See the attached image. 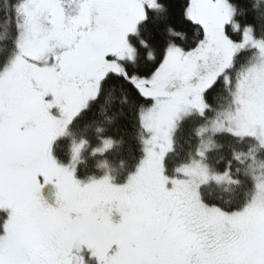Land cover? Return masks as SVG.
<instances>
[{"label":"snow or ice","instance_id":"obj_1","mask_svg":"<svg viewBox=\"0 0 264 264\" xmlns=\"http://www.w3.org/2000/svg\"><path fill=\"white\" fill-rule=\"evenodd\" d=\"M5 7L15 55L0 53V264H264V190L229 211L198 200V189L164 168L180 114H205V93L221 83L230 89L229 73L251 52L261 63L237 74L233 119L243 132L264 128V33L240 23L253 12L264 20L258 0H185L178 15L173 0H6ZM173 29L192 39L171 43ZM149 43L157 54L141 64ZM117 92L121 103L139 101L143 158L124 184L108 175L82 184L73 169L85 141L68 166L53 158V141L102 94L114 105ZM102 144L93 152H106L112 140ZM199 175L208 180L206 169ZM49 183L55 207L39 195Z\"/></svg>","mask_w":264,"mask_h":264},{"label":"trees","instance_id":"obj_2","mask_svg":"<svg viewBox=\"0 0 264 264\" xmlns=\"http://www.w3.org/2000/svg\"><path fill=\"white\" fill-rule=\"evenodd\" d=\"M15 0H8L10 6ZM257 0H253L256 3ZM185 0H173V10L178 15ZM264 11V3L259 2ZM6 0H0V53H7L11 58L15 51L8 42L6 18L11 17L10 8H6ZM7 12V16H6ZM257 14L250 13L246 18H241L240 23L252 24L257 35L264 33V20L254 18ZM171 43L186 44L192 39L191 34L186 35L178 29H173ZM147 36V34H145ZM234 39H239L236 35ZM154 46L149 43L139 53L140 63L152 59L156 55ZM257 60L256 52H251L249 59L237 60L236 67L229 75L232 77L230 89L217 86L215 93H205V100L209 104L208 110L203 115H188L177 125L173 133V147L166 154L164 160L165 175L178 178L177 168L188 166L191 163L202 161L210 174L228 172L229 183L209 182L199 187V199L208 206H219L226 210H234L253 198L255 186L254 178L264 175V149L253 137H235L226 133L204 135L203 140L209 143L210 148L203 152L202 157L197 155L202 148V138L197 135L198 130L205 128L209 122L222 116L232 107L233 85L236 83L237 74L248 69ZM112 83H116L112 81ZM107 95V86L104 90ZM120 93L117 92V102L111 107L104 104L105 96L101 95L100 101L91 105L90 110H85L79 118L66 128L65 134L54 141L51 152L57 163L67 165L71 159L72 147L85 143L81 147L78 163L75 168V178L78 181L91 180L104 176L103 166L109 171L110 178L115 184H124L129 175L133 174L143 158L140 132L137 128V104L121 103ZM107 110L101 112V106ZM102 129V131L98 130ZM110 138L112 146L102 155L93 152L103 146L102 140ZM240 159H234V155ZM234 181H239L236 183Z\"/></svg>","mask_w":264,"mask_h":264},{"label":"rangeland","instance_id":"obj_3","mask_svg":"<svg viewBox=\"0 0 264 264\" xmlns=\"http://www.w3.org/2000/svg\"><path fill=\"white\" fill-rule=\"evenodd\" d=\"M259 2H262V3H264V0H258ZM256 54H257V60L252 64V65H250L249 67H248V69H250V68H252V67H254V66H256V65H258V64H260L261 63V59H260V53H258V52H256ZM14 55H15V53H14ZM13 55V56H14ZM248 69H246V70H243L241 73H245ZM237 80V79H236ZM232 90L234 91V93H233V98H232V101H233V103H232V107L233 108H231L229 111H227L225 114H223L222 116H219V118H217V119H215L214 121H211V122H209V125L207 126V127H205V128H202V129H204L205 131L202 133V134H198V132H197V135H200L201 136V138H202V148H201V150H200V153H203V152H205L206 150H208V148H210V145H209V143L206 141V139L205 140H203V136L204 135H206V136H210V135H215V134H220V133H226V134H229V129H232L233 131H237V132H239L240 134L237 136V135H233V136H235V137H240V138H242V137H250V138H254V139H256L257 140V142L258 143H260V141L261 140H264V128H256V129H254L253 131H251V132H243V131H241L240 129H238L237 128V124H236V122H235V120L233 119V116H234V114H235V111H236V104H235V97H236V93H237V90H238V85H237V81H236V83L233 85V87H232ZM192 114H194V115H196V116H198V115H200L199 113H197V112H191L190 114H186V113H181L180 114V116H179V118L175 121V130H176V128H177V124L183 119V118H185V117H187L188 115H192ZM70 125V124H69ZM201 129V128H200ZM174 130V131H175ZM66 132V131H65ZM230 135V134H229ZM62 137V136H61ZM58 138H60V137H58ZM57 138V139H58ZM56 139V140H57ZM172 140H173V136H172ZM55 141V140H54ZM54 141H53V143H54ZM53 145V144H52ZM260 145H261V143H260ZM75 146V145H74ZM73 146V147H74ZM262 146V145H261ZM73 147H72V149H73ZM101 148H103V146L101 147ZM262 148L264 149V146H262ZM72 149H71V151H72ZM81 150V149H80ZM203 151V152H202ZM81 152V151H80ZM80 152H79V154H80ZM169 152V151H168ZM168 152H167V154H168ZM104 153V152H103ZM103 153H101V152H97V154H99V155H102ZM51 154H52V152H51ZM53 156V155H52ZM72 156V155H71ZM199 157H202V156H200V155H198ZM54 158V157H53ZM78 159H79V157H78ZM78 159L75 161V168H76V165H77V161H78ZM71 160V159H70ZM59 166H68L69 164H67V165H60L59 163H57ZM199 166V167H198ZM184 167H187V168H189V169H191V170H193L196 174L195 175H183V174H179V177L178 178H175V179H178V180H181V181H183V182H185L189 187H190V189H192L193 191H195L196 189H198V191H199V187L202 185V184H204V183H209V182H212V181H214V182H216L214 179H212V176L214 175V174H210V172L208 171V169L204 166V164L202 163V161L200 160V161H197V162H195V163H191V164H189L188 166H184ZM75 168L73 169V176H74V178H75V173H74V171H75ZM102 169H103V171H104V175H108L109 177H110V175H109V171H107V169H106V167L105 166H103L102 167ZM201 169H206L207 170V172H208V180L207 181H205L200 175H199V172H200V170ZM103 177V176H102ZM101 177V178H102ZM101 178H94V179H101ZM76 179V178H75ZM91 180H93V179H91ZM91 180H85V181H83V182H81L82 184H84V183H89V182H91ZM41 181V183L43 184V180H40ZM127 181V180H126ZM222 182H224V183H229L230 182V180H229V178H228V176H226L223 180H221L220 181V183H222ZM253 186H255V191H254V194H253V196L254 197H257V196H259L260 195V193H261V191L262 190H264V175H257L255 178H254V181H253ZM52 186H55L54 185V183H49V184H46V185H43V190L42 191H44L45 193H44V195L46 194V191L47 190H52ZM56 190L53 192V195H55V199H56ZM197 199L198 200H200L199 199V196L197 197ZM117 217H118V219H117ZM111 219L113 220V222H119V219H120V217H119V214L115 211V210H113V213H112V215H111ZM114 219H117V220H115L114 221Z\"/></svg>","mask_w":264,"mask_h":264},{"label":"flooded vegetation","instance_id":"obj_4","mask_svg":"<svg viewBox=\"0 0 264 264\" xmlns=\"http://www.w3.org/2000/svg\"><path fill=\"white\" fill-rule=\"evenodd\" d=\"M40 180H42V178H40ZM42 190H43V188H41V191L39 193L42 202L47 204V205L53 206V207L57 206L55 195H53V192L55 190L57 192V189L55 188V186H52V190H47L45 195H44L45 192ZM117 219H118V217H117ZM117 219H114V221Z\"/></svg>","mask_w":264,"mask_h":264}]
</instances>
